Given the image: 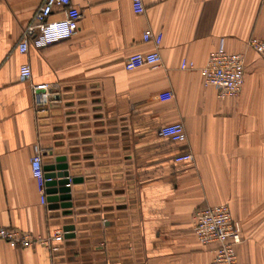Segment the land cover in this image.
<instances>
[{"label": "crops", "instance_id": "0c3cea01", "mask_svg": "<svg viewBox=\"0 0 264 264\" xmlns=\"http://www.w3.org/2000/svg\"><path fill=\"white\" fill-rule=\"evenodd\" d=\"M42 2L0 0V227L49 236L74 224L75 236L0 239V264H211L217 244L199 241L194 213L220 203L241 222L238 264H264V57L248 43L264 40V0H143L141 14L133 0H72L77 33L22 53ZM147 29L163 35L162 63L127 70L129 55L155 48ZM219 47L245 56L242 89L223 100L202 73ZM31 82L59 83L61 102L36 109ZM178 121L184 143L160 133ZM37 146L44 167L63 157L78 179L71 208L41 203ZM188 150L192 162L175 161Z\"/></svg>", "mask_w": 264, "mask_h": 264}, {"label": "built area", "instance_id": "2783aa9c", "mask_svg": "<svg viewBox=\"0 0 264 264\" xmlns=\"http://www.w3.org/2000/svg\"><path fill=\"white\" fill-rule=\"evenodd\" d=\"M55 7L61 9L62 17L51 18ZM133 9L137 14L143 13L145 11L143 0H133ZM81 18L82 11L72 0H43L23 30L18 46L19 51L25 53L30 46L39 49L71 38L77 33ZM162 37L161 32L145 30L143 40L152 42L155 48L149 52H136L129 55L125 61V68L127 70L141 66L158 68L162 63L159 50ZM248 43L264 57V40L252 36ZM181 67L194 68L195 64L184 60ZM244 71V54L230 52L224 47L214 50L209 55L206 65L202 67L205 84L214 86L217 89L218 98L222 100L239 94L244 82ZM19 76L22 81H31V66L27 63L22 64ZM31 89L34 95V106L38 110L47 109L61 102L62 91L59 83L31 82ZM160 133L179 143L187 141L185 125L181 121L164 125ZM43 151L42 147L37 146L31 163L33 175L38 183L41 203L46 204V182L49 178L45 177ZM174 159L176 162H192L194 154L188 150L180 152ZM194 220L195 233L199 241L204 244H217L211 264H238L236 245L243 240L242 226L241 222L233 217L229 204L220 203L198 208L194 213ZM64 235L65 231L62 228L54 230L49 236H35L29 231L0 227V239L13 246L30 247L42 244L52 247V242L62 240Z\"/></svg>", "mask_w": 264, "mask_h": 264}, {"label": "water", "instance_id": "95a60500", "mask_svg": "<svg viewBox=\"0 0 264 264\" xmlns=\"http://www.w3.org/2000/svg\"><path fill=\"white\" fill-rule=\"evenodd\" d=\"M57 164L54 166H45V177L49 178L46 182L47 201L49 208H71L73 205L71 194V182H77V178H70L69 165L64 162L65 158L57 159ZM67 237H74V224H67L63 227Z\"/></svg>", "mask_w": 264, "mask_h": 264}]
</instances>
